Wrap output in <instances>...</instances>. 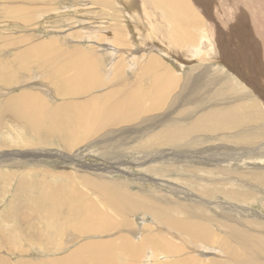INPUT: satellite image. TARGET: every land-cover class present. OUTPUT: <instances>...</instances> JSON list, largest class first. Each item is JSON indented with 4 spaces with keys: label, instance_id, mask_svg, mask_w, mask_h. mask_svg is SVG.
Listing matches in <instances>:
<instances>
[{
    "label": "bare ground",
    "instance_id": "obj_1",
    "mask_svg": "<svg viewBox=\"0 0 264 264\" xmlns=\"http://www.w3.org/2000/svg\"><path fill=\"white\" fill-rule=\"evenodd\" d=\"M0 1L5 3H17L16 5L1 3V9L4 10L5 15L11 18L29 20L43 14L42 9L29 7L27 4H38L37 2H43L44 0ZM212 1L154 0L153 3V1L150 0H78L80 4L84 5L97 4L95 7L97 8V12L94 11L95 13H108L111 15L109 18L102 16L97 19V17L93 15L94 12L91 11L92 7H89V29H91L87 31L83 28L81 31H84L90 40L96 39L99 41L107 37L111 38V40L108 39L110 40L109 43H113L114 46H111L109 43L100 42L103 43L102 45L110 46L109 48H112L114 53L119 56L122 53V49L119 50L118 46L126 44L125 42L127 39L128 45H126L128 48L123 49V51L127 50L130 52V55H135V58H132L134 63H129L127 67V71L133 74V78H130L129 74L123 76L124 71L121 70V64H119V67L115 68L116 60L106 61L101 56L99 57L97 53L100 51L101 47L93 42H89V53L82 49L71 48V55L69 57L66 54V52L70 53L69 50H67V48H58V46H54L55 43L52 45L51 42H55L53 40L47 43L43 41L44 43L39 46L30 45L29 48L20 50V69L23 70L27 67L25 62L26 58L24 59V57H30L34 60L35 57L32 55H36V59H38L36 61H39V65L48 70L45 73L43 72L44 75H47L48 72V75L51 76L49 80L52 84H55V96L61 94L65 97V100L63 99L64 101L62 100V102L56 103L57 106L68 107L67 116L62 117L68 121L63 127L64 137L62 139V145L73 148L75 145L80 144L79 142H82L83 139L86 140L85 137L87 135L106 130L111 125L115 126L123 121L125 122L129 119L133 120L140 117L142 115V108L157 110L158 107L167 105L171 95H167L168 89L171 88L173 90V88L177 86L186 88L189 84V82L187 83L186 81L183 85L182 83L180 85L182 78L180 73L187 66L193 67L197 62L200 63V60L203 61V59L204 61L215 60L218 63H223L225 61L229 62L230 58L232 59V53L229 50L231 44L227 40V32L225 31L226 28H228L234 43L233 46H235V59L241 62L243 68L234 66V68L231 69L234 73H231L222 67L218 69L216 73L213 72L214 74L204 69L193 78L194 85L192 87V92L195 91L196 87L206 89V95L201 100L204 104L210 99L219 97L221 95L220 93H225L226 91H222V87L230 85V89L235 92L234 95L228 97L232 100V105L234 106L232 112L228 115L215 118L213 123L209 124L205 119L215 108L210 110L204 108L200 112L201 115H198L199 112H194V108H191L183 119L187 120L188 117H191L194 121L190 126L186 127L181 121V117L170 120L164 118L165 121L162 119L160 124V126L162 125L163 127L151 137H148L145 141L147 143L144 142L141 147H152L155 144L181 145L183 139L182 135L189 136L197 132L211 134L217 131H220V139L222 141L225 138H229L230 142L235 140V142L239 144L254 146L257 141L260 140V137L264 135V110L261 104L262 101L264 102V0H232L234 3L233 10L231 7L227 6L225 0ZM123 2H125V4ZM215 5L217 7L219 5L218 8L220 13L215 14V11H213L214 7H216ZM110 6H114L115 12L109 11L108 8ZM257 7H261L259 12L260 18L258 17V13L254 10V8ZM127 8H132L134 12H130ZM120 13L122 14L120 15ZM120 16L125 18V22H135L136 24H134V26H136V28L139 26L136 18L146 25L149 23L152 24V27L156 28V30L152 29V33H156L158 42L154 41L156 44L150 46L149 50H146L144 48L145 44H142V40L135 38V34L139 32L137 33V30H133L135 34L132 35L130 26H127L128 23L125 24V22H123L124 25L122 23L120 24ZM218 17L223 19L221 20ZM39 20H41V18ZM168 20H172L175 26V28L173 27V32L177 33V35L174 36L172 32L171 38L168 40H173V44L168 42L166 45V42H164L167 33L165 24H169ZM74 22L80 23L78 20H74ZM82 22H85V20ZM138 29L140 30L139 27ZM112 31H115V33H112ZM152 33L144 32L138 35L143 36V39H150ZM157 34L161 36L164 34V37L158 38ZM28 38L29 37L25 38L23 36L14 40H6L5 42L16 45L17 48L20 49L25 46V44L21 43H25L26 40L29 41ZM174 39L181 44L180 47L174 42ZM201 40H203L202 42L206 47V55L203 54L205 53L204 50L198 48V44ZM158 43H160L161 46L166 45L164 52H160L161 46ZM52 50L56 51L52 52ZM104 51H109L110 53V50L106 48ZM75 52L80 54L74 56ZM152 52H154V55H152ZM219 53L221 58L219 57ZM158 54L162 55L164 58H170L174 55L179 60H183L186 64L179 62L181 65H179L177 69L173 66H166V68L163 69L161 66L162 64L155 58V56L160 57ZM116 57L118 58L117 55ZM63 59H65V61ZM121 59L122 56L119 57L117 62L120 63L119 60ZM103 60L105 67H102L104 65ZM164 62L167 61L165 60ZM140 63L141 66L146 63L142 73L138 71L141 67ZM3 67L4 71L0 69V83L9 86L11 85L10 81L12 77L5 71L4 65ZM104 68L106 69L104 70ZM72 70H75V74L67 75ZM191 70L195 71L196 69ZM185 74L187 75V72ZM208 74L211 77L209 80L205 79ZM30 75L33 76L34 74L32 73ZM182 75H184V73H182ZM143 76L144 78L146 77V79H144L146 82L148 78H151L152 90H144L140 87L146 84L141 79ZM187 76L189 81L190 79L192 80L189 75ZM22 77H20V81ZM37 81L38 80H36V82ZM237 81L239 83H245L242 85V88L238 85ZM25 85L27 84L25 83ZM30 87L32 88V86ZM63 88H65L66 92L76 93L75 96L77 99L75 101L68 100L67 98H69V96L63 94ZM49 91L52 92L50 89ZM182 94V91H180L178 95L171 99V102L169 101L172 106L175 104L181 106L182 103L184 105ZM186 94L188 95V93ZM82 96L86 98L79 103L78 101H80L79 99ZM41 100L42 97L40 95H36L33 91H28V89L25 90L24 87L21 92L19 91V93L16 94V98H8L5 102L4 109L0 113L3 114V117L7 121L9 120V122L13 124V126L7 129H18L19 132L23 134H31L32 138L39 139L44 144L50 141L49 135L54 137L61 135L62 126L54 130L46 129V123L53 115V105L50 102ZM36 101H41L43 105L39 108L30 109ZM186 104H195L192 94L188 95ZM205 111H207L206 115ZM194 115L196 116L194 117ZM156 118L157 117L153 120L154 124H158ZM201 119L203 120L201 121ZM170 121L171 123L169 124ZM200 124L204 125V127L201 128L200 131H197L195 127H199ZM207 124H209L208 127L206 126ZM35 132L39 133V135H36ZM147 132H144L143 135L147 134ZM87 141L85 143H87ZM187 143L189 142H186V144ZM29 144L35 143L29 142ZM25 145H27V143H25ZM258 148L260 149V147ZM243 154H250V152L244 150ZM25 155H27V153ZM234 173L235 174H233V171H230V169L218 170L215 173L217 176L214 177V181L218 182L219 185L223 184V186L218 185L216 187V189H218H215V192H223L225 196L239 203L246 201V199H244L245 193L244 191H240L239 187L244 188L245 186H252L251 183L254 182H264V174L261 176L252 174L247 179H243L241 174ZM220 175H223V181L220 179ZM4 176L12 178L11 173L2 174L0 171V178H6ZM66 176L68 175L66 174ZM66 176H62V178L65 177V180H67L68 178ZM45 178L46 177L35 179L30 172H24L20 177V189L25 192L23 195L25 202H21L19 205L20 207H18L19 209L7 212L8 214H6L7 217L13 218L11 222L16 225H13L14 227L9 231H3L4 228L0 231V250L6 251L8 255L15 254L20 246L21 248L30 249L33 239L41 238L42 235L43 237L45 236L43 233L44 229L53 231V235H46L49 241H44L45 243L56 244L57 248L60 249V245L63 244V249H72L77 245L75 242L72 243L68 241L71 236H67L66 232H68L69 229L79 231L81 227H87L86 232L89 231V234L95 233L94 235L96 237H93L95 240L81 242L82 246L79 245L78 249L71 252L66 259L59 261V263L53 261L44 264H86L84 262L85 260H87L89 264H130V262H135V264H154L155 262V264H169L174 258V255L177 256L176 259L178 258L177 261L180 264L187 261L186 264H190L189 262L192 261L191 257L193 258V255L189 257L186 253L187 251L184 252L185 250L191 249V253L196 252L195 255L197 254L202 257L203 254H201V252L203 250L201 249L209 250L211 249L210 246L213 248L211 249V254L216 252V256L218 255L219 257H216L215 254L214 256H210L212 260L208 261V264H263L264 262V223H262L261 220L260 223H253L251 221L244 222L243 220V222H238V225L232 222L233 219L231 222H215L217 219L215 218L216 220L214 221V219L204 214L205 211L202 208L201 211H194V207H192L193 209H186V211L183 208L186 216L184 219L185 226L181 224L180 230L185 231V243L181 240L183 238L180 237L182 233L179 234V232L174 230V223L171 221L168 222L166 227H163L161 223L152 224L150 222H144V227H138L136 221L132 220L135 222L134 224L136 226H128V222L130 221L129 217L132 215H136V219L138 220L140 215L147 216L151 211L152 214H156L162 218V211H167L168 207L165 208L164 206L162 210L159 207H153L147 199L141 197L137 193L138 191L136 192L137 194L134 193V191H130L131 189H128L129 186L127 187V185L123 183L110 181H99V183H97L93 182V180H89L88 183L83 182L85 181L83 179V181L77 183L79 185L77 186L75 182L58 183L60 179L56 181L57 177H53L54 182L51 179L52 181L50 180L51 182L47 183L48 180L46 181V179L48 178ZM211 179H213L212 176ZM71 180L70 178L69 181ZM228 184H230L231 187ZM80 186L87 187L88 190L92 191L108 211L111 210L114 213L116 212L115 214H122L121 217L123 220H118L121 223L115 221L117 220L116 218H111L109 212L106 210L102 211L97 205V202L90 201V197L86 194L87 191H83L82 193L78 190ZM2 188L5 187L3 186ZM55 189L61 190L62 193H64L65 190H67V192L59 198L57 196L59 191L55 192ZM207 190L209 192L213 191L210 188ZM60 192L58 193L59 196L61 194ZM249 195L250 193H248V196ZM178 209L177 211H179ZM196 209L199 208L197 207ZM140 211L143 213L139 215ZM170 211H173V209ZM209 211L210 210H208V212ZM181 214H183V212ZM79 215L82 216L81 219H83V221H80L81 219L78 221L80 218H78ZM2 218L0 220H2ZM225 218L227 219L228 217L226 216ZM207 221H209V224L206 223ZM235 221L237 222V220ZM164 223H167V221ZM170 224L173 227H170ZM18 225H20L19 228H17ZM121 225L126 228H120ZM214 226H216L215 229ZM156 228H158V230ZM1 229L2 227H0V230ZM216 229L217 231L223 232V234L226 235V239L220 237L218 234L219 232L216 233L214 231ZM116 230H119V237L114 236L117 234ZM31 231H36L38 233L32 234ZM136 231L138 234H136ZM147 231L153 232L154 235L151 237L146 235L145 232ZM63 232L66 234L67 238H65ZM100 232L110 233L109 236L103 234V237L115 238L113 240L114 242L109 241L111 239L108 238H105L107 242H104L103 238L99 237ZM71 244H73L72 247ZM155 247L157 248V252H155ZM246 254H248L249 257ZM250 255H254L255 258L253 259ZM224 256H227L226 258L229 257V259L232 258V261L224 262L226 259ZM6 258L7 256L0 254V264H11ZM79 259L82 261L79 262ZM196 259L198 258H195V261ZM20 264L29 263L23 262Z\"/></svg>",
    "mask_w": 264,
    "mask_h": 264
},
{
    "label": "rangeland",
    "instance_id": "obj_2",
    "mask_svg": "<svg viewBox=\"0 0 264 264\" xmlns=\"http://www.w3.org/2000/svg\"><path fill=\"white\" fill-rule=\"evenodd\" d=\"M150 1H153L154 3V0H150ZM225 1L227 6L231 7L233 10L234 8L233 1L232 0H225ZM1 3L14 4V5L17 4V3H5L0 1V65H1L0 69L4 71V67H3L4 65L5 71L12 77V80L14 79L13 81L11 80L12 82L10 81L11 85L9 86L0 83V113L4 109L6 100L8 98H16V94L19 93V91L21 92V90L24 87L25 90L28 89V91H33V93H35L36 95H40L42 97L41 101L50 102L53 105L52 106L53 115L47 121L45 126L46 129L54 130V129H58L60 126H62V129H61V135L57 137L49 135L48 137L50 138V141L47 144L46 143L44 144L39 139L32 138L31 134L29 135L23 134L22 132H19L18 129L8 130L7 128H10V126H13V124L9 122V120L7 121L3 117V114H0V127H1L0 154L4 155V156L0 155V171L2 174L3 173L12 174V178H8L6 176H4L6 178H0V219L3 217L2 220H0V227H2L0 231H2L3 228H4L3 231H9L11 228H13L16 225L15 223L12 224L11 222L13 218L7 217L6 214H8L7 212H12L16 209H19L18 207H20L19 205L21 204V202L22 201L25 202V199L23 197L25 192L22 191V189H20V177L24 172L32 173L35 179H42V177L43 178L46 177L48 178V179L45 178L46 181L48 180L47 183L51 182L52 180L54 182L53 177H57L56 181L58 179L61 180V181L58 180V183L75 182L77 186H79L77 183L79 181H83V179L85 180L83 182H88V183L89 180H93V182H97V183H99V181L123 183L127 185V187L129 186L128 189H131L130 191L132 192L134 191V193L138 191L137 193L141 197L147 199L153 207L154 206L156 208L159 207L162 210V207L165 206V208L168 207L167 211L169 212L168 213L167 211L163 210L161 215L162 218H160L156 214H152L151 211L149 212L150 214H148L147 216L140 215L143 213L142 211H140L139 213L140 216L138 220L136 219V215H132L129 217L130 221L128 222L129 223L128 226L132 227L135 225L134 224L135 222H133L132 220L136 221L138 227H144L143 224L144 222H150L152 224L161 223L163 227H166L168 222L171 221L174 223L173 224L174 230L176 232H179V234L182 233L180 237L183 238L181 240L185 243H186L185 231L180 230L181 224L185 226L184 219L186 218V216L184 214L183 208L185 211L186 209L192 207H194V209L192 208L194 211L196 210L201 211L202 208L205 211L204 214L214 219V221L217 219L215 222L218 221L231 222V220L233 219L232 222L235 224H237L240 221L243 222V220L244 222L251 221L253 223L255 222L260 223L262 221V223H264V182H254L251 183L252 186H245L244 188L239 187L240 191H244L245 193L244 199H246L245 202L239 203L236 200H232V198H228L227 196H225V193L223 192H217V191L215 192V189L219 185V183L214 181V177L217 176L215 173L220 169H227V170L230 169V171H233V174H235L234 172L241 174L242 175L241 177L243 179H247L252 174L258 176L263 175L264 174V147H263L264 135L260 137V140L257 141V143L254 146L239 144L235 142V140L230 142L229 138H225L222 141L220 139L221 137L220 131L219 132L217 131L211 134H203L202 132H197L190 134L189 136L182 135L183 139L181 145L155 144L152 147H145V148L141 147L148 137H151L154 133L158 132L163 127L162 125L160 126V124L162 122V119L164 118L170 120L181 117L180 119L186 127V126H190V124L194 121V119H191V117H188L187 120L183 119V117L186 116L185 114L188 111H190L191 108H194V112H199L198 115H201L200 112L204 108H208V110L215 108L209 113V115L205 119L207 122H209V124L213 123V120L215 118L220 117L222 115H228L232 112L234 106L232 105V100H230L228 97L230 95H234L235 92L232 89H230V85H227L226 87H222V91L225 90L226 91L225 93H220L221 95L219 97L210 99L204 104L201 102V100L206 95L207 92L206 89H200L196 87L195 91L192 92L193 91L192 87L194 85L193 78H195L196 75L200 74L204 69H207L209 73L214 74L213 72L216 73L218 69L222 67L224 69H227L231 73H234L231 70L232 68H234V66L243 68L241 62H238L237 59H235V52H234L235 46H233L234 43L231 37L230 30L228 28H226L225 31L227 32L226 34L227 40L231 44L229 50L232 53L231 55L232 59L229 57L230 58L229 62L225 61L223 63L222 62L218 63L215 60L204 61L203 59V61L200 60V63L197 62L195 64L197 67L195 65L193 67L190 66L185 67L180 73V76L182 77L180 81V85L181 83L183 85L184 82L186 81L187 83L189 82V84L187 85L186 88H182L181 86L174 87L173 88L174 91L171 88L168 89L167 95L169 96L171 94L172 96L170 95L169 98L170 100H168L167 105L160 106L158 107L157 110L142 108L141 109L142 115L140 117H137L133 120L129 119L125 122L123 121L115 126L111 125L106 130L99 131L97 133H92L91 135H87L85 137L86 140L83 139L82 142H79L81 145L77 144L73 148H68L62 145V139L64 137L63 127L68 123V121L62 117L67 116L68 107L57 106L56 104L62 102V100L65 97L61 94L55 96V90H56L55 84L54 83L52 84V82L49 80L51 76L48 75L49 74L48 72L47 75H44V73L48 70L42 68L39 65V61H36L38 60L36 59L37 57L36 55H32L35 57L34 60L30 57H24V59L26 58L25 62L27 64V67L23 70L20 69L19 66L21 63V58H19V51L23 50L24 48H29L30 45L39 46L44 42L47 43L53 40L55 42H51L52 45H54L55 43L54 46L56 47L58 46V48L60 47L62 49L67 48V50H69L70 53H67L65 51L67 56L69 57L71 55V48L72 49L78 48L79 50L82 49L83 51L89 53V42H93L94 44L101 47V49L99 47L100 51L97 53L99 57L101 56L106 61L116 60L115 68L119 67V64H121V70L124 71L123 76L125 74H129L130 78H133L132 77L133 74L127 71V67L129 66V63L130 64L132 62L134 63V60L132 58H135V55H130V52H128L127 50L123 51V49L128 48L127 46L128 40L126 39L125 43L127 45L122 44L121 46H118L119 50L122 49V53L120 54V56H122V59L119 60L120 63H118L117 60L119 59L120 56L114 53L112 48H109L110 46L102 45L103 43H109L111 38L107 37L104 39H100L99 41L96 39L90 40L87 37V35L84 33V31H81L83 28L84 30L87 31L91 29V28L89 29V20H90L88 15V12H90L89 7H92L91 8L92 10L90 9L91 11L97 12V8H95L97 4L84 5V4H80L78 0H44L43 2H37L38 4L35 3L27 4L29 7H37L42 9L43 14L41 16L38 15L36 18L33 17L32 19L29 20H22V19H17L14 17L11 18L6 16L4 10L1 9L2 8ZM123 3L125 4V2ZM100 7L102 8L101 5ZM216 7H214L213 10L215 11V14L220 13V10L218 8L219 5L217 8ZM260 8L261 7L254 8V10L258 13L259 18H260L259 16ZM108 9L110 12H113L114 6H110ZM127 9L130 12H134L132 8H127ZM66 13L68 16L66 15ZM121 14L122 13H120V15ZM93 15L97 17V19L102 16L107 18L111 17V15L108 13L98 14L94 12ZM66 16L68 21L66 20ZM40 18L41 20H39ZM119 19L121 21L120 24L121 23L123 24V22H125V18L123 16H120ZM219 19L222 20L223 18H219ZM74 20L75 21L78 20L80 21V23L74 22ZM84 20L85 22H82ZM136 21L139 23L138 27L140 28V30L138 29V27L136 28V26H134V24H136L135 22L133 21L125 22V24L128 23L127 26L128 25L130 26V30H132V35L135 34L133 33V30L134 31L137 30V33L138 32L152 33L153 31L152 29L156 30V28L152 27L153 25L150 23L146 25L144 24V22L141 23V21L138 20L137 18ZM168 23L169 24H165L167 28L169 27L168 29L164 26L167 31L165 36L166 38L164 41L166 42V45L168 44V42L173 44V40L170 41L168 39L171 38L172 32L174 31L175 28V26L172 23V20H168ZM112 33H115V31L114 32L112 31ZM138 34H135V38L142 40V44H145L144 48L146 50H149L150 46L156 44V42L154 41L158 42L156 33L154 32L152 33L153 39L152 37L150 39H143V36H140ZM173 35L176 36L177 33L173 32ZM23 36L25 38L29 37L28 38L29 41L26 40L25 43H21V44H25V46L20 49H18L16 45H12L11 43L5 42L6 40H10V39L14 40L21 38ZM159 37L163 38L164 34L162 36L158 35V38ZM100 41L103 43H101ZM202 41L203 40L199 42L198 48L200 50L205 51L206 47ZM174 42L178 45V47H180L181 44L178 41L174 39ZM109 44H111V46H114L113 43H109ZM158 44L161 46L160 43ZM166 45H162L160 47L161 49L160 52H164V48ZM105 48L110 50V53L109 51H104ZM56 50H52V52H55ZM153 53L154 52H152V55H154ZM78 54L80 53L75 52L74 56ZM203 54L206 55V51ZM116 55L118 56V58L116 57ZM158 55L160 57L155 56V58L159 60V62L162 64L161 66L163 67V69L166 68V66H173L175 67V69H177L178 66L181 65V63L186 64L183 60H179L174 55H172V57L170 58L165 57L166 59L162 55L160 54ZM219 57H220V53H219ZM63 60L65 61V59ZM104 60H103V64H104ZM165 60L167 62H164ZM142 65L143 66H141V63H140L141 67L138 65L140 67L138 71L141 73L143 72L144 65H146V63ZM102 67H105V64ZM190 68L196 70L193 71ZM105 69L106 68H104V70ZM186 72L187 75H189V77L192 78V80L191 79L190 81L188 80V76L185 74ZM32 73L34 74L33 75L34 77L30 75ZM182 73H184V75H182ZM74 74H75V70H72L67 75H74ZM20 77H22L21 81H20ZM210 78L211 77L209 74L205 77V79L207 80H209ZM35 79L38 81L36 82ZM141 79L146 84L141 85L140 87L144 90H149V91L150 89L152 90L153 86L150 82L151 78H148L147 82L144 80L146 79V77L144 78L143 76ZM25 83L27 85H25ZM243 84L245 83L238 82V85L241 88ZM30 86H32V88ZM19 87L22 89H20ZM49 89L52 92H50ZM62 90H63V94L69 96V98H67L68 100L75 101L77 99L75 96L76 93L66 92L65 88H63ZM180 91H182L183 93L182 96H183L184 105L182 103L181 106H179L178 104L172 106L170 103L171 99L174 98V96L178 95ZM186 93H188V95L190 94L193 95L195 104H186V101L188 100V95ZM84 98L86 97L82 96L79 99L80 101L78 102L79 103L82 102ZM41 101H36L30 109L41 107L43 105ZM261 104L264 110V102L262 101ZM207 111H205V115ZM195 116L196 115H194V117ZM155 117H157L156 119L158 121V124H154L153 122ZM202 120L203 119H201V121ZM170 123L171 121L169 122V124ZM209 124H207L206 126L208 127ZM203 127L204 125L200 124L199 127H195V128L197 131H200V129ZM144 132H147V134L143 135ZM35 134L39 135V133L37 132H35ZM86 141L87 143H85ZM29 142H34L35 144H29ZM186 142L189 143L186 144ZM25 143H27V145H25ZM258 147H260V149ZM244 150L249 151L250 154H243ZM23 152L24 153L26 152L27 155H25L26 153L24 154ZM235 156L238 158H236ZM66 174L68 176H66ZM62 176H66L69 180L70 178L72 180L71 181H69L68 179L65 180L66 178L65 177L62 178ZM211 176L213 179H211ZM222 178L223 175H220V179L223 181ZM221 185L223 186V184H220L219 186ZM228 185L231 187L230 184ZM3 186L5 188H2ZM209 188L213 191L209 192L207 190ZM78 190L81 191L82 193L83 191H87L86 194L88 195V197H90V201L97 202V205L100 207L102 211L106 210L107 212H109L111 218L117 219L115 221L123 220V218L121 217L122 214L118 213L120 214L118 215L115 214L116 212L114 213L111 210L108 211L107 208L102 204V202H100L99 198L96 197L92 193V191L88 190L87 187L80 186ZM201 190L204 192H202ZM58 191L59 190L55 189V192ZM65 192H67V190H65ZM58 193L57 196L59 198H61L64 195L62 191L60 192L61 193L60 196ZM248 193H250L249 196ZM197 207L199 209H196ZM171 209H173V211H170ZM177 209L179 211H177ZM208 210H210L212 213L210 211L208 212ZM182 212L183 214H181ZM226 216L228 217L227 219L225 218ZM78 218L79 221L82 218V216L79 215ZM235 220H237V222ZM80 221H83V219H81ZM165 221H167V223H164ZM208 222L209 221H207L206 223ZM173 226H171L170 224V227ZM19 227L20 225L17 226V228ZM123 227L126 228L125 226ZM123 227L122 225L120 226V228ZM215 228L216 226H214V229ZM156 229L158 230V228ZM69 230L68 232H66L67 236H71L68 239V241H71L72 243L75 242L77 245L72 249L71 248L63 249L62 248L64 246L63 244L60 245L61 246L60 249L57 248L56 244L45 243L49 241L48 240L49 238L46 235L47 234L53 235V231L51 230L47 231V229H44L43 233L45 234V236L43 237L42 235L41 238L33 239L31 241L30 249L21 248L20 246L15 254L8 255L6 251H2V250H0V254H2L3 256H7L6 259H8L7 261L10 262L11 264L12 263L20 264L23 262L29 264H44L53 261L59 263V261L66 259V257L71 252H74L76 249H78L79 245L82 246L83 242H86L88 240L89 241L95 240L93 239L95 233L89 234V231L86 232L87 227L80 228L79 231H83V232L75 231L73 229H69ZM152 231L154 232L153 229ZM214 231L216 233L219 232L218 234L220 237L223 238L226 237V235H224L223 232L219 230L217 231V229ZM116 232L117 234L114 236L119 237L120 235V233H118L119 230H116ZM153 232L147 231L145 233L146 235H149L151 237L152 235H154ZM31 233L35 234L38 232L31 231ZM63 234L65 235V238H67L64 232ZM103 234L109 236L110 233H103V232L99 233V237H102L103 241L107 242L105 238L107 239L108 237L106 236L103 237ZM136 234H138L137 231ZM108 239H111L109 241H113L115 238L114 239L108 238ZM72 245L73 244H71V247ZM210 248L213 249L212 246H210ZM154 249L155 252H157V248L155 247ZM211 249L209 250L201 249L203 250L201 254H203V256L206 258H204L203 256L200 257V255L197 254L195 255L196 252L191 253V249L185 250L184 252L187 251L186 253L189 257L193 255V258L191 257L192 261L189 262L190 264H208L209 263L208 261L212 260L210 256H214V254L216 253L213 251L214 254H211L212 252ZM246 255L249 257L248 254ZM173 257H174L172 259L173 261L171 260L169 264H177V263L180 264L177 261L178 258L176 259L177 256L174 255ZM216 257L219 256L217 255ZM224 257L226 258L227 256ZM250 257H253V259L255 258L254 255L253 256L250 255ZM195 258H198L200 261H202L203 259L204 260L200 262L198 259H196V261H198L196 262ZM46 260H52V261H46ZM78 261L80 262L82 260L79 259ZM228 261H232V258L229 259L228 257L225 259L224 262H228ZM84 262L86 264H89L87 260H85ZM187 262H182V264H186ZM130 264H135V262H130Z\"/></svg>",
    "mask_w": 264,
    "mask_h": 264
}]
</instances>
